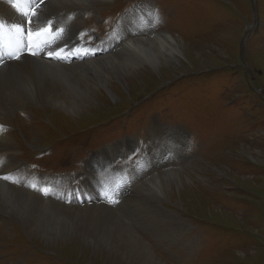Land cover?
Masks as SVG:
<instances>
[{
    "label": "rangeland",
    "instance_id": "1",
    "mask_svg": "<svg viewBox=\"0 0 264 264\" xmlns=\"http://www.w3.org/2000/svg\"><path fill=\"white\" fill-rule=\"evenodd\" d=\"M139 3L148 5L130 14ZM63 6L69 0L43 7L58 16ZM90 7L61 17L75 26L84 16L76 37L82 43L97 44L86 31L109 36L122 26L110 43L116 48L89 47L97 53L90 60L105 51L118 57L127 37L157 45L155 33L176 39L180 55L104 80L108 92L95 91L76 116L52 105L0 107V155L15 146L22 164L15 169L0 156V173L14 174L6 183L72 211L109 210L120 223V247L130 244L128 231L163 264H264V0H111ZM0 22L7 28L8 16ZM5 124L9 145L1 137ZM169 172L181 185L155 202L146 189ZM12 221L0 214V264H149L129 249L125 261L79 240L47 241Z\"/></svg>",
    "mask_w": 264,
    "mask_h": 264
},
{
    "label": "bare ground",
    "instance_id": "2",
    "mask_svg": "<svg viewBox=\"0 0 264 264\" xmlns=\"http://www.w3.org/2000/svg\"><path fill=\"white\" fill-rule=\"evenodd\" d=\"M22 1L0 0V20H2L3 16H8L9 18V25L7 28L5 27L9 34L2 35L0 33V57H2V60H0V107L12 105L14 108L30 105L33 108H43V106L52 105L58 110H67L66 114L68 115L76 116L78 115V109H83L85 105L93 101L95 91L107 90L105 83H103L104 80L121 76L124 72L137 68L144 63L151 68L159 67L169 61H177L174 56L180 55L181 45L176 39L171 36L161 37L155 33L154 42L157 45H153L150 42L141 43L127 37L126 46H121L124 48L122 50L123 53L118 57L114 56L113 53L107 54V51H105L102 53L104 55L103 59L98 60L101 56L90 60L89 58L95 57L96 52H94V49L81 48L80 46L74 47L78 43L76 38L77 29L82 23L81 19L84 17V12L87 10L80 8L89 7L88 9H90L93 8L90 6L111 0H69L70 8L69 6L61 7L59 9L60 15L58 16L55 14L47 15L48 9L43 7L52 0H30L29 3L25 4ZM36 3H39L37 16L32 18L33 22L29 24L27 22L29 17L24 16L23 13L29 7H35ZM14 4L16 5L15 7L13 6ZM139 4L130 14L144 11L143 8L148 5ZM71 8L74 10L73 14H79L84 10L83 17H80L78 24L75 26L64 24L61 18L67 13L65 11ZM124 17L125 15L122 19ZM49 22H51V26ZM119 22L115 31L108 36L109 39L103 43L102 48H98L100 52L104 51L112 40L120 36L117 29L122 28V26H118ZM14 25H19L24 29L25 33L29 31L34 35L51 27V35L49 37L46 35L35 36V39L30 40L31 47L29 51H26L25 36L21 37L17 34L12 28ZM61 28L64 30L63 33L57 35V30ZM10 29L12 30L10 31ZM135 34L137 32H134ZM8 37L10 39L5 41ZM110 47L116 48L113 43ZM32 51H36L38 54L33 56L31 55ZM9 53H12V57H10ZM16 53H19V59L13 58ZM74 56L77 58L75 59ZM58 61H62L68 66L58 64ZM53 66H56V68H52ZM6 126L8 125L5 124L3 126L4 134L1 137L8 144L11 142L9 141V135H5V133L8 134ZM10 139L14 143V140ZM127 141L132 142L130 139H127ZM175 142L178 144L176 140ZM178 145L182 146L181 144ZM4 151L6 153H3L2 156L0 155L3 160L5 158L9 159L15 169L22 166L21 162L17 160L18 155L15 154L17 153L15 146ZM90 164L91 162L86 165V168ZM23 171L27 172L25 169ZM35 175L32 174V176ZM5 177L7 179H4ZM13 178L14 174L10 171L0 173V184H3L0 185V214L3 213L8 216L15 224L18 222L26 231L42 236L47 241L59 239L77 242L79 240L78 242L90 245L89 247L93 249L94 253H102L108 258H118L119 256L126 261V253L128 252L127 249H129L134 252V254L130 253V255H135L149 262V264H163L154 257L148 247L139 243L136 238L133 241V237L128 231H126V234L130 244L120 247L118 239H123L118 233L120 223L116 221V217L112 216V212L110 213L109 210L86 207L82 211H72L76 209L64 208L61 205L66 206V204L59 199L55 202L52 197V203L44 202L35 193L31 195L9 187L7 181L10 182ZM157 180H153L148 188H145L148 194L154 196L153 200L155 202L167 196V191H171L177 182L181 185L178 180V174L170 172ZM156 212L164 214L160 210ZM156 216L161 221L162 215L156 214ZM171 220L174 221L175 219ZM165 221L172 225L169 218ZM154 230L159 237L167 236V234L162 233L158 229Z\"/></svg>",
    "mask_w": 264,
    "mask_h": 264
},
{
    "label": "snow or ice",
    "instance_id": "3",
    "mask_svg": "<svg viewBox=\"0 0 264 264\" xmlns=\"http://www.w3.org/2000/svg\"><path fill=\"white\" fill-rule=\"evenodd\" d=\"M13 6L15 7L16 5L14 4ZM38 8H39V3H36L35 4V7H29L28 10L23 13L24 16L29 17V19L27 21L29 24H31L33 22L32 18H34V17L37 16V9ZM49 25L51 26V22H49ZM12 28L21 37H24L25 36L24 29L21 26L14 25V26H12ZM11 30L12 29H10V31ZM63 31L64 30L62 28L61 29H58L57 30V35L62 34ZM0 33H2V26H0ZM40 35H51V27H49V29H47L46 31H43L42 30L41 32H38L35 35L33 33H31V32L27 33V36H28V38L30 40L35 39V36H40ZM37 54L38 53L36 51H32L31 52V55H33V56H35ZM9 55H10V57H12V53H9ZM13 58L19 59L20 58L19 53H16ZM0 60H2V57H0ZM4 179H7V177H5ZM41 191L44 193V195H48V190L47 189H41ZM108 202L109 203H115L116 201L113 198L109 197Z\"/></svg>",
    "mask_w": 264,
    "mask_h": 264
}]
</instances>
